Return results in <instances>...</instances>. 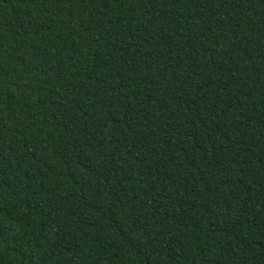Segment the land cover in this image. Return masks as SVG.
<instances>
[{"label":"trees","instance_id":"1","mask_svg":"<svg viewBox=\"0 0 264 264\" xmlns=\"http://www.w3.org/2000/svg\"><path fill=\"white\" fill-rule=\"evenodd\" d=\"M0 264H264V0H0Z\"/></svg>","mask_w":264,"mask_h":264}]
</instances>
